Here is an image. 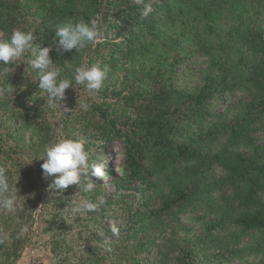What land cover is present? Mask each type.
Returning <instances> with one entry per match:
<instances>
[{
	"label": "trees",
	"instance_id": "1",
	"mask_svg": "<svg viewBox=\"0 0 264 264\" xmlns=\"http://www.w3.org/2000/svg\"><path fill=\"white\" fill-rule=\"evenodd\" d=\"M147 3L153 11L142 18ZM69 18H95L100 31L116 30L109 53L96 51L101 58L93 60V46L78 53L59 50L53 25ZM13 29L32 31L34 44L51 47L62 78L81 63L97 61L109 68L107 79L119 73L104 81L98 96L122 94L124 114L110 118L99 111V118L88 122L102 147L112 153L118 146L123 158L120 177L115 166L101 164L115 193L129 195L135 183L142 189L137 205L123 203L112 211L126 217L110 250L99 256L97 247L84 249L90 264H142L143 254L149 264H220L221 259L264 264V142L253 135L256 127L264 128V0H0L1 40ZM30 57L26 53L17 75L0 65V89L14 88L5 92L6 103L0 94V117L8 113L15 129L31 130L23 153L5 145L0 130V164L8 166L12 181L19 180L26 207L19 224L16 214L0 210V264H15L32 243L34 211L49 199L42 162L29 163L38 159L41 137L59 121L49 118L38 82L25 75ZM117 57L126 58L116 65ZM183 58L204 67L184 68L180 85L174 79ZM216 99L223 102L218 114L210 109ZM96 103H89V110ZM99 184L89 196L104 187ZM183 213L192 227L179 217ZM21 224L30 231L17 239ZM195 226L200 233L185 240L182 233ZM56 264L74 263L63 258Z\"/></svg>",
	"mask_w": 264,
	"mask_h": 264
},
{
	"label": "rangeland",
	"instance_id": "2",
	"mask_svg": "<svg viewBox=\"0 0 264 264\" xmlns=\"http://www.w3.org/2000/svg\"><path fill=\"white\" fill-rule=\"evenodd\" d=\"M130 1L135 2L136 0ZM114 31L116 30L107 29L100 31V42L92 47V50L95 49L92 54L93 60H100L101 58L95 54L96 51L101 55L109 53V47L113 39V37H111L110 40V35H114L116 33H114ZM1 39L2 33L0 32V40ZM125 58L126 57H117L116 65L121 64ZM23 62L24 59L18 60L6 70L11 69V72L17 75L22 68ZM186 67L199 71L204 66L200 61L197 62L185 58L180 60L176 66V77L174 79V81L178 82L180 85L183 83V69ZM117 76H119V73L114 74L112 78H108L107 80L110 81ZM198 76V72L193 75L192 84L197 83ZM102 89L104 88L102 87ZM108 93L109 94L105 97H100L98 94L92 96L86 89L80 88V90L74 91L72 88H69L68 93L65 94L64 106L66 108H61L59 106L50 108L47 106L46 111L49 112V118L53 122L59 121V123L50 125V130L47 132L48 134L41 137V141L37 145V158H40L44 146L52 142L58 134H61L68 138L83 141L86 150L90 153V164L101 165L105 163L115 166V176L120 177L121 174L118 170V166L123 158L117 153L118 146H115V149L112 148L113 152L109 153L110 151H107L108 148L106 146L102 147L99 134H97L93 125L88 122L91 116L93 119H98L99 111H104L109 114L110 118H113L115 115L122 116L124 114L123 109L126 107L124 104L126 102L121 98L122 94L112 96L110 92ZM235 94L236 92L232 94L230 100L234 99ZM224 96L225 95H221V97ZM8 100L9 95L5 93V103ZM82 100H87L88 103H97L94 109L83 111L79 108V102ZM213 103V107L210 106L212 113H221L223 108L221 99H216ZM125 114L128 113L125 112ZM0 118V120H2L0 130L2 131L3 129L5 133V145L6 143L16 145L17 149L23 153L25 148L24 141L29 137L28 134L31 133V130L27 126L15 129L16 122L8 113H5V115ZM61 120L65 121V126L64 122ZM53 127L55 129H53ZM50 135H53V137H51L52 140H47ZM253 135L259 143L264 142V128L260 126L256 127L253 131ZM38 162L43 163L42 160H38ZM40 177L45 184V190L48 192V185L51 181L50 179H44L42 177V169ZM96 180L97 185L103 183L104 187L99 189L98 193L93 197L89 196L90 191L84 192L82 187L78 188L77 185H71L65 190L64 194L52 200L49 198L42 209L40 206L36 208L34 211L35 238L32 243L25 248L21 257L15 264H56V258L60 256L67 258L68 262L72 261L74 264H90L84 255L85 248L97 247L99 256L107 253V250L115 243V236L111 233L110 226L115 224L118 228L121 227L126 217L125 213L121 212L122 210L115 213L112 211L116 210L120 205H123V203L127 206L137 205V201L140 199L142 186L139 183H135L129 195H126V191L118 195L113 190V179H107L105 176H102L96 178ZM72 199H87L96 203L98 207L94 212L73 218L61 211L67 206V202ZM52 214L54 217H51ZM189 216L188 213L179 215L180 218H184V224L186 226L192 227L193 223L189 221ZM100 231L104 232V236L99 235ZM199 233L200 231L197 229V226H195L191 231L182 233V235H184L182 237L188 240L195 238V235ZM143 256L144 259L142 264H149V255L143 254ZM219 262L220 264H237L235 261H227L225 259H221Z\"/></svg>",
	"mask_w": 264,
	"mask_h": 264
},
{
	"label": "clouds",
	"instance_id": "3",
	"mask_svg": "<svg viewBox=\"0 0 264 264\" xmlns=\"http://www.w3.org/2000/svg\"><path fill=\"white\" fill-rule=\"evenodd\" d=\"M143 3V0H138ZM153 9L150 3L145 4L141 11L142 18H147ZM54 38L53 43L57 44L59 50L64 52L75 49L76 53L89 47L95 46L100 42V29L98 20L93 18L85 20L84 18H69L59 21L53 25ZM36 38L32 31H23L13 29L10 37L0 40V65L5 70L15 64L16 61L22 60L26 53H31L28 59L25 75L34 78L37 88L41 93V97L46 95L47 105L50 108H66L64 106L66 90L72 88L80 90L86 89L92 96H95L104 86V81L108 77L109 68L101 66L99 62L91 65L81 63L75 66L72 74L68 78H62V72L57 68V63L50 56L51 47H41L40 44H34ZM34 73V77H31ZM12 94L13 86L10 84L0 89V94ZM90 104L87 100L79 102V108L87 111ZM68 109V108H67ZM70 110V109H69ZM42 160L41 164L42 177L50 179L48 185L49 198H53L64 194L65 190L71 185H77L83 188L84 192L91 191L96 187V178L104 175L102 165L90 164V153L85 148V144L81 140L68 138L58 134L56 138L44 146L43 152L38 159ZM19 180L12 181L8 175V166L0 164V210L9 214H16V222L21 223L19 214L25 212V201L22 196L18 195L16 184ZM98 205L87 199H72L67 202V206L63 208V212L70 217L84 216L90 212L96 211ZM30 229L28 224H21L16 238L26 237ZM113 236H119L120 230L115 225L110 226ZM100 236H104V232H99ZM3 241L0 240V243ZM110 250V249H109ZM57 261L63 257H57Z\"/></svg>",
	"mask_w": 264,
	"mask_h": 264
}]
</instances>
